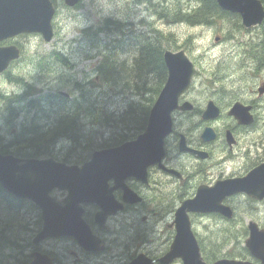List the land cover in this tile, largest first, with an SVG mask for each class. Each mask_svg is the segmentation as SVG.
Segmentation results:
<instances>
[{
	"label": "rangeland",
	"instance_id": "rangeland-1",
	"mask_svg": "<svg viewBox=\"0 0 264 264\" xmlns=\"http://www.w3.org/2000/svg\"><path fill=\"white\" fill-rule=\"evenodd\" d=\"M57 1L59 9L54 15L55 19L53 18V40L49 43H45L39 36H31L30 38H16L10 42L7 41V44L19 43L24 49L23 59L15 64H12L8 71L11 72V75L19 73L30 76L40 75V65L43 66L45 64V60H41V58L50 54L53 50L60 51L58 53L62 55L67 62L73 64V69L67 70L59 63L55 67L59 70V74L53 73L49 80H43L38 86L43 87L44 95L53 93L55 90L67 92L65 89H70L71 97H39L34 99L35 102L33 104H30L29 99L26 102H21L20 100L22 98L19 99L17 96L13 98L10 107H5L3 105V101L0 100V137H2L1 142L4 145H7L9 141L14 139L13 136L17 133L19 128L23 127L24 124L28 126L30 123L28 118L22 117L17 119L8 115L9 109L14 105L19 106L21 112L27 113L29 117H34V123L38 124L41 128L51 126L55 111L59 110L61 106H74L75 109L81 110L78 114V116L81 115V120L79 121V128H77L79 136L81 135V137L76 140L81 142V144H75L79 147V149H75L71 156L75 155L78 151V154H82L85 157L87 152L83 149L86 148V145H88L89 142H97L100 138L101 132L109 133L119 131L121 133H125L126 130L132 129L129 131L130 135L135 134V130L129 120H132L137 126V134L141 133L143 131L140 129L141 125H145L148 112L160 91L159 88H162L164 85V79H160L155 72L152 73L151 71L147 73L144 72V75L141 74L140 76L130 73L128 76L129 84L131 86L137 84L140 89L137 90L130 87L128 90L129 93L122 90H115L119 86H117V88L109 86L110 82L108 80H106L104 84L102 83L100 87L94 86L90 80L94 78L93 67L96 63L95 60H97L98 57L96 55L97 52L106 53V51H117L119 54L118 58L121 61H125V64L129 66L128 68L133 69L132 62L135 60V57H138L139 55V49L142 41L140 40L137 44H133L132 41H129L128 43H123L117 47V43H115L116 39H125L128 37H136V39L145 37L150 38L154 35V30H164V33H175V38L190 35L192 50L190 49V44H187L186 48L192 62L197 68V73L196 78L192 81L191 87L183 94L182 100L190 102L197 111L192 113L176 112L172 115V118L175 132L187 134L189 139H192L195 144L199 143V134L205 126H210L216 130L224 123V121H218L217 123H205L201 120L200 114L198 113L199 110L204 108L208 100H212L215 104H217V100L219 102L229 100L228 96L223 95L224 91L229 88L228 81L225 80L224 74H226V76L229 75L230 79L234 81L235 84H239L241 86H251L257 81L258 84L264 82V70L256 69L255 75L251 77L252 72L250 68L254 67V63L248 56L246 58L247 63L245 65L248 68L239 69L238 65L240 64L233 62V59L229 60V43H225V45L222 46L214 45L215 34H222L223 31L225 32L229 21L232 24L229 27V38H234L233 36L235 33H233V29L235 24H233V22L236 21L234 17L217 19L211 27H206L205 29L203 28L201 32V28L192 29V25L197 24L190 23L191 25H189L184 22L186 21L185 18L174 19L172 16L174 11H178L179 9L177 5L178 2H184V0H152L153 3L151 5L149 3L143 4L141 10L135 3H133V0H82L81 6L78 10L67 9L63 7L62 0ZM262 1L264 2V0ZM180 13L184 16L188 14L187 11H181ZM153 14H156L157 17ZM106 19L117 21L119 24H109L106 26ZM131 22L133 24L132 26L127 25ZM200 25L210 26L211 24ZM85 28L90 29L91 33L94 35L92 41H88V39L83 36L82 30ZM237 37L246 42L242 47L245 55L254 51L264 57L262 52L259 53L260 49L257 47L262 40H264V25L250 29L248 32L244 30L237 31ZM226 42L231 41L226 40ZM162 48L174 50L173 39H170V42L168 43L163 42ZM122 49L124 50L121 51ZM85 55H91L93 57L92 59H86L84 58ZM215 60L224 61H221L216 65L214 64ZM217 68H219V70L216 72ZM205 70L216 72L214 78L207 75L206 79L203 76ZM85 74H87V76H85ZM248 74L251 76L249 77ZM59 76L61 78H59ZM83 77L90 80L85 79L80 82L77 81L81 80ZM211 80L216 83L214 92L211 91L213 86L209 87V81ZM152 82L153 84H151ZM16 91L20 92L19 85L11 81L8 82L3 76L0 77L1 93L11 94ZM148 93L151 94L148 95ZM214 93L215 95L213 96ZM144 95L146 97H144ZM242 97L247 99L251 96L243 93ZM229 102H231V100H229ZM21 104L24 107L21 108ZM35 104H40L45 109H39ZM130 104L131 110L129 108ZM95 109L97 110L96 114ZM104 111L108 112L109 120V122L105 124H103L101 120V117L105 116L101 113ZM92 112L94 113L91 114ZM112 112L113 115H111ZM259 113L260 114H258V120L254 125V129L251 134L248 133L246 135V138L252 137L253 141L258 142V144L249 146L246 139H244L237 148L230 150L229 154H227V152L223 150V144L219 141L209 146V148L214 149L212 154L213 162L216 160L215 155L217 153H221L226 157L228 155L231 156L233 153L238 154L241 157V154L244 153L247 158L248 156L252 158V165L262 160L264 157L263 107L259 109ZM125 116L129 118L128 123L125 122ZM6 120L9 127L6 126ZM46 122H49V124L47 125ZM27 126L25 127L27 128ZM93 126H97L99 129H93ZM174 138L175 135L168 140L170 146H172ZM67 148L68 146L64 149H56L52 147V152L56 154L55 158H58L59 161H61L66 154ZM87 157L88 156L85 158ZM240 157L235 159L233 162L234 165L238 164ZM85 158L82 161L75 158H70L69 160L71 165L80 166L86 162ZM234 165H230V169L225 170L223 175L230 176L240 174V172L235 169ZM187 170L190 171L191 166H187ZM212 172L214 175H217L218 171L214 169ZM54 196L60 199L64 197V193L60 194L56 192ZM232 201L237 215L234 223H226L221 221L219 218L212 217L209 221H206V223H210V225L206 228L202 229L200 226L195 225L193 228H197L198 231L196 233L202 238L213 236L214 240L211 239V241L205 243L208 247L212 245L217 247L221 246L218 257H238L241 259H248L247 250L244 247V241L248 236V232H243V230L246 229L247 224L251 219H254L252 221L258 224L259 227H264V202L256 205L257 210H254L253 208L255 205H253L251 201L246 200L243 196L234 197L232 198ZM26 208L27 213L29 214L28 217L26 215H21L20 212H15L13 217L20 220L24 227L30 228L32 226V219L36 212L31 210L29 206H26ZM162 220L163 218L160 221H155L153 226L159 229ZM146 232L151 234L150 242L148 244L149 252L152 254L160 253L169 242V237L164 236L161 230H147ZM164 234L169 235L168 232H165ZM9 236V234H5L0 237V246H4V248H1L2 253L0 252V264H8L13 261V257H10L8 254H14V251L6 248L8 245L7 243L10 240ZM229 237H231L230 241L227 240ZM225 239L227 242H224Z\"/></svg>",
	"mask_w": 264,
	"mask_h": 264
},
{
	"label": "water",
	"instance_id": "water-1",
	"mask_svg": "<svg viewBox=\"0 0 264 264\" xmlns=\"http://www.w3.org/2000/svg\"><path fill=\"white\" fill-rule=\"evenodd\" d=\"M78 1L80 0H64V3L74 6ZM216 2L222 10L239 14L245 27L260 24L264 18V10L259 0ZM53 14L54 8L50 0H0V42L24 33H40L43 40L49 42L53 35L51 30ZM18 56L19 52L15 46L0 47V72ZM163 61L168 74L167 80L151 108L144 132L135 141L112 150L93 152L91 159L80 168L66 166L53 159L20 160L9 155H0V184L16 197L29 198L42 208L44 225L36 241L74 229L76 220H81V209L75 206L80 202L96 203L101 208L99 215L104 218L105 204L111 202L110 193L114 190L108 189L106 184L111 178L110 172L133 173L136 167L139 169L138 165L145 169L163 156L164 138L171 130L170 113L176 108L178 96L188 88L195 72L182 51L178 53L165 51ZM180 109L189 110L190 105L185 103ZM213 113L214 109L209 105L204 118H211ZM209 138L211 135L209 130H206L203 139ZM139 151L140 164L137 162ZM109 162L115 165L109 168L107 167ZM261 177L264 178V166L253 170L239 183L227 182L215 190L201 191L193 201L183 203L176 213V236L172 248L159 263L168 264L179 257L183 264H203L185 211L219 212L229 217V209L219 206L221 200L226 195L238 191L261 199L264 197V182L260 181ZM54 188L68 191V196L64 200L65 206H59L54 198L48 196ZM127 195L131 196L125 192V197ZM125 197V201H134ZM245 243L251 254L264 262L263 255L258 252L259 246L264 245V230L257 231L254 226H250V237ZM141 261L150 264V261L143 257ZM215 264L250 263L222 260Z\"/></svg>",
	"mask_w": 264,
	"mask_h": 264
},
{
	"label": "flooded vegetation",
	"instance_id": "flooded-vegetation-1",
	"mask_svg": "<svg viewBox=\"0 0 264 264\" xmlns=\"http://www.w3.org/2000/svg\"><path fill=\"white\" fill-rule=\"evenodd\" d=\"M153 15L156 16V14ZM234 57H240L239 59L243 61V50L241 48L237 49L234 52ZM238 68L241 69L242 67L238 66ZM257 120L258 116H255L253 123L250 125H240L234 118H230L226 123L224 121L222 128L223 133H225V140L223 139L226 145L225 149L230 151L236 147L244 137V134L254 126ZM92 128L99 129L97 126ZM227 131L231 135V144H228L226 140ZM180 136L181 134L176 135L172 146L166 145L165 154L161 160L162 168L156 164V166L147 169L145 179L142 180L140 177H136L122 181L125 187L129 188L136 196L141 197L139 202L130 205L123 204L122 192L115 190L112 193L114 200L105 204L106 213L104 218L99 215L101 208L97 204L80 203L78 207L82 210V219L86 230L74 229L72 236L46 237L35 244L33 239L42 227L41 213L37 211L32 219L30 228L24 227L20 221L19 228L16 227V230H11L9 235L13 243L9 241L8 245L12 246L14 254H11L13 261L8 264H31L36 257L38 259L37 264H132L141 257L149 259L151 264H159V260L167 253L173 239V229L170 224L174 220L178 205L182 200L193 197L198 186H211L215 181L223 177L220 175L216 180H210V174L215 165L211 164L213 151L208 150V146L192 145L188 142V135L184 134L186 146L191 150L207 154L205 159H200L197 154L191 151H180L178 147ZM251 141L250 144H252ZM204 144L213 145L214 142L208 141ZM187 155L192 158L186 162L179 161L180 156ZM235 156L238 155L235 154ZM245 165L246 163H243L239 168H244ZM187 166H191L190 171L187 170ZM165 168L167 170L175 169L174 171L177 175L169 173ZM251 168L252 166L248 170ZM218 173L222 174L223 171L218 170ZM241 175L234 174L231 177ZM58 193L61 194L62 192ZM62 198L58 199L61 201ZM126 198L130 199L131 196L127 195ZM249 201L255 205L253 209L257 210L256 205L263 203L264 199L261 201L249 199ZM226 203L230 204L233 212L232 218L225 219L216 214H191L189 218L192 221V227L195 225L204 229L210 225V223L204 224V222L209 221L212 217L219 218L226 223H234L237 215L236 209L233 207V201L230 200ZM120 204L122 207L118 209ZM61 205L63 206V204ZM17 208L23 210L21 215L28 217L26 206L18 204ZM155 217H163L158 231L161 230L163 232L162 229H164L169 233V235H165L163 232L164 236L169 237V242L158 254L149 252L148 244L151 234L146 232L151 230L150 225ZM193 230L199 241L201 257L207 264H211L214 261L213 259H218L216 257L219 256L221 246L212 245L208 247L205 242H209L211 239L214 240L213 236L202 238L197 235L196 232L198 230L196 227ZM85 233L86 241L82 245L80 238H83ZM227 240L230 241L231 237L227 238ZM224 242L227 241L225 240ZM247 255L249 261L254 264H262L259 259L251 257L248 252Z\"/></svg>",
	"mask_w": 264,
	"mask_h": 264
},
{
	"label": "trees",
	"instance_id": "trees-1",
	"mask_svg": "<svg viewBox=\"0 0 264 264\" xmlns=\"http://www.w3.org/2000/svg\"><path fill=\"white\" fill-rule=\"evenodd\" d=\"M194 1L200 2L199 8L195 9L194 11L188 12V14L184 16L182 13H180L181 11H184V8L179 5L180 7H179L178 11L175 10L173 15H172L174 17V19H176V18L184 19L185 18V20L188 21L189 23L209 24V23H213L214 21H216L220 17L217 14L218 8H217L214 0H194ZM155 34L156 35L153 37V39H151L149 41H148V39H145L141 43L138 58H135L136 60H134L132 62V65H133L132 70L126 66L125 61H121L118 58L119 54L117 53V51H114V52L106 51V53L98 52V56L100 57V60H99V64L96 67V70L98 71L100 78H102L104 81L108 80L110 82V85L113 87L117 88V86H119L116 90H122V89L129 90L130 87H133V88L138 89V90L140 89L137 84H134L133 86H131L129 84L128 76L130 73H134L135 75H138V74L141 75V73L143 74V72H145V71L150 72V70H151V72L152 71L155 72L160 77V79H162L163 77L165 78L166 71H165V68H164V65L162 62V51L163 50L161 49L162 40H164V39L161 38L159 33L155 32ZM88 35H89V33L87 34V36ZM157 39L159 42L157 41ZM159 39H161V40H159ZM147 43H149V44H147ZM145 44H147V45H145ZM158 44H160V45H158ZM155 46H157V47H155ZM158 47H160V48H158ZM258 48L260 49L259 53L262 52V54L264 55V43H262L260 46H258ZM251 55H252V57H254V59L257 58V60H259L258 63H261V65L263 64L264 57L262 55L254 52V51H252ZM146 62H147V64H146ZM138 65H140V66H138ZM47 66H48V62L45 63L43 66H41L42 70L47 69ZM153 68H156V69L154 70ZM48 72H51V71H48ZM16 78L18 81H20V83L22 85V90H23L22 96L23 95L24 96H30L36 91L34 83L25 82L23 77H16ZM19 96L22 97L21 95H19ZM49 96H51V95H47V96H45V98H47ZM0 98H2L3 105L5 107L11 106L12 101H11L10 97H2L0 95ZM129 108L131 110V106ZM72 111H74L75 113ZM80 111L81 110H76L74 108V106H72V107L61 106L59 108V110L55 111V114L52 118L51 126H53V127L50 128L51 130H47L49 127L41 128L36 123H31L28 126L26 124H24L23 127L20 128V131L17 134V136L15 137V140L12 141L11 143H9L8 145H0V149L3 152H7L10 149L12 151L18 152L19 155H25L31 151L30 153L32 155L48 156L52 153V146L54 145L55 141H57L60 137L62 139H64V136H66L65 134H67V136L65 137L66 139L70 138L69 141L71 143L77 145V144H79V142L76 140L79 137H81V135L79 136V133L77 131V128H79V121L81 120V117H80L81 115L78 116ZM76 112H78V113H76ZM106 112L107 111L101 112L105 115L104 117H101L103 124L109 122L108 115L106 117ZM93 113L94 112H92L91 114H93ZM96 113H97V110L95 109V114ZM126 113H127V111H126ZM62 114L65 116L63 117ZM59 115H60V117H59ZM75 115H77V116L75 117ZM72 117L73 118L75 117V118L72 119ZM105 117H106V122H104ZM125 117H126L125 122L128 123L129 118L127 116H125ZM112 120H118V119H112ZM76 122H77V124H76ZM129 122L132 123L133 126H135V123L132 120H129ZM25 126H27V128ZM42 129H44V130H42ZM56 133L60 134L59 138L58 137L56 138V136H57ZM52 134H54V135H52ZM51 136H52V138L55 136L54 140L51 138ZM51 140H53V141H51ZM26 147H28V148H26Z\"/></svg>",
	"mask_w": 264,
	"mask_h": 264
},
{
	"label": "bare ground",
	"instance_id": "bare-ground-1",
	"mask_svg": "<svg viewBox=\"0 0 264 264\" xmlns=\"http://www.w3.org/2000/svg\"><path fill=\"white\" fill-rule=\"evenodd\" d=\"M263 6H264V3H263ZM190 12V11H189ZM189 20V19H188ZM216 21H214L213 23H215ZM173 23H175V22H173ZM213 23H210L211 25L213 24ZM194 24H197V23H194ZM205 25H208V24H205ZM264 25V24H263ZM160 27V26H159ZM157 29V28H156ZM160 30H162V29H160ZM159 31V30H158ZM164 31V30H163ZM233 33H236V29H235V27H234V29H233ZM153 34V33H152ZM109 36V35H108ZM150 36H152V35H150ZM106 38V37H105ZM111 38V37H110ZM160 38V37H159ZM108 40V39H107ZM113 40V39H112ZM159 40H161V39H159ZM149 41V40H148ZM153 41V40H152ZM155 41V40H154ZM157 41H158V39H157ZM114 42V41H113ZM159 42V41H158ZM106 43V42H105ZM111 43V42H110ZM116 43V42H115ZM152 43V42H151ZM262 43H264V40H262V42L258 45V46H260ZM109 44V43H108ZM107 44V45H108ZM147 44H149V43H147ZM147 44H145V45H147ZM161 44V43H160ZM160 44H158V45H160ZM144 45V44H143ZM156 45V44H155ZM157 45V46H158ZM157 46H155V47H157ZM257 46V47H258ZM158 48H160V47H158ZM149 49V48H148ZM157 49V48H156ZM124 49H122L121 51H123ZM126 50V49H125ZM146 50V49H145ZM150 50V49H149ZM142 51V50H141ZM147 52V51H146ZM120 53V52H119ZM251 53H252V51L250 52V53H248V54H244L245 55V57H244V60L240 63V65H238V66H241L242 68H248V67H246L245 65H246V63H247V61H246V58H247V56L253 61V63H254V67L253 68H250L251 69V75H252V77L255 75V73H256V69H261V70H264V62H263V64L261 65V63H258L259 62V60H257V58L256 59H254V57H252V55H251ZM126 54V53H125ZM146 55V54H145ZM136 56V55H135ZM151 56V55H150ZM227 57V56H226ZM138 58V57H137ZM149 58V57H148ZM227 59H228V57H227ZM136 60V59H135ZM230 60V59H229ZM138 61V60H137ZM146 61V60H145ZM151 61V60H150ZM240 61H241V59H240ZM144 62V61H143ZM126 63V62H125ZM136 63V62H135ZM129 64V63H128ZM139 64V63H138ZM146 64H147V62H146ZM127 66V65H126ZM138 66H140V65H138ZM127 67H129V66H127ZM137 67V66H136ZM135 67V68H136ZM154 70L156 69V68H153ZM132 70V69H131ZM141 70V69H140ZM145 70V69H144ZM148 71V70H147ZM151 71V70H150ZM130 72V71H129ZM146 72V71H145ZM165 72V71H164ZM144 73V72H143ZM147 73V72H146ZM152 73H153V71H152ZM142 74V73H141ZM133 75H135V74H133ZM139 76H140V74H138ZM144 75V74H143ZM149 75H151V74H149ZM131 76V75H130ZM142 78V77H141ZM145 78V77H144ZM148 78V77H147ZM164 78V77H163ZM162 78V79H163ZM102 79V78H101ZM139 79V78H138ZM157 79V78H156ZM148 80H149V78H148ZM147 80V81H148ZM199 80V79H198ZM235 80V79H234ZM144 81V80H143ZM147 81H145V82H147ZM157 81V80H156ZM155 81V82H156ZM238 81V80H237ZM236 81V82H237ZM106 81H104L103 79H102V83L104 84ZM149 82V81H148ZM160 82V81H159ZM196 82H197V80H196ZM144 84V83H143ZM147 84V83H146ZM150 84V83H149ZM151 84H153V82L151 83ZM155 85V84H154ZM109 86H111L110 84H109ZM146 86V85H145ZM144 86V87H145ZM150 86V85H149ZM149 86H147V87H149ZM157 86V85H156ZM155 86V87H156ZM196 86V85H195ZM198 86V85H197ZM200 86V85H199ZM111 87H113V86H111ZM151 87V86H150ZM196 88V87H195ZM155 89H157V88H155ZM155 89H152V90H155ZM159 89H161V88H159ZM158 89V90H159ZM196 89H198V88H196ZM116 90V89H115ZM138 90V89H137ZM122 91H125L126 93H129L128 92V90H124V89H122ZM134 91V90H133ZM151 92V91H150ZM156 92V91H155ZM135 93H137V92H135ZM154 93V92H153ZM147 94V93H146ZM145 94V95H146ZM151 93H148V95H150ZM246 94V93H245ZM132 95V94H131ZM144 95V97H146ZM147 95V96H148ZM134 96V95H133ZM18 98L20 99V98H22L20 101L21 102H24V99H23V97H20V96H18ZM35 102V100L33 99V100H31V99H29V103L30 104H33ZM39 109H45V108H43L40 104H35ZM131 106V104L129 105V107ZM73 109V108H72ZM71 110V109H70ZM77 110V109H76ZM108 111V110H107ZM110 111V110H109ZM72 112H74V111H72ZM75 113V112H74ZM73 113V114H74ZM76 113H78V112H76ZM65 114V113H64ZM70 114V113H69ZM111 114V113H110ZM123 114V113H122ZM8 115H10V116H12V117H15V118H17V119H19V118H22V117H25V118H28L29 120H30V123H29V125L31 124V123H34V117H29V115L27 114V113H23V112H21V110H20V108H19V106H16V105H14V106H12L10 109H9V111H8ZM63 115V114H62ZM107 115H108V112H106V117H107ZM111 115H113V112H112V114ZM65 115H63V117H64ZM119 116H120V114H119ZM59 117H60V115H59ZM75 117H76V115H75ZM74 117V118H75ZM106 117L104 118V122H106ZM73 117H72V119H74ZM5 122V121H4ZM6 126H8L9 127V125H8V122H7V120H6ZM47 123V125L49 124V122H46ZM76 124H77V122H76ZM96 125H99V124H96ZM53 126H49V128L47 129V130H51L50 128H52ZM132 127H134L133 125H132ZM42 130H44V129H42ZM53 130V129H52ZM55 133V132H54ZM57 134V136H56V138L58 137L59 138V135L60 134H58V133H56ZM63 134V133H62ZM52 135H54V134H52ZM66 136H67V134H65ZM66 136H64V139H66L65 137ZM55 137V136H54ZM54 137L52 138V136H51V138L54 140ZM69 137V136H68ZM61 138V137H60ZM59 138V139H60ZM50 139V138H49ZM62 139V138H61ZM70 139V138H69ZM68 139V140H69ZM53 140H51V141H53ZM57 140V139H56ZM79 144H81V142H79ZM79 144H77V145H79ZM175 170V169H174ZM180 174V173H179ZM70 203V202H69ZM163 217H155L154 219H153V222L151 223V225H150V228H151V230H153V231H158V228H155L154 226H153V224H154V222L155 221H160L161 219H162ZM119 235V234H118ZM9 239H10V236H9ZM119 240V239H118ZM11 241V240H10ZM17 241V240H16ZM12 242V241H11ZM9 243V242H8ZM7 243V244H8ZM13 243V242H12ZM11 243V244H12ZM15 243V242H14ZM16 245V244H15ZM0 248H4V246H0ZM153 260V259H152ZM157 261V260H156Z\"/></svg>",
	"mask_w": 264,
	"mask_h": 264
}]
</instances>
